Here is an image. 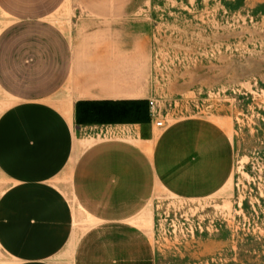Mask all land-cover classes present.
Listing matches in <instances>:
<instances>
[{"label": "crops", "instance_id": "0c3cea01", "mask_svg": "<svg viewBox=\"0 0 264 264\" xmlns=\"http://www.w3.org/2000/svg\"><path fill=\"white\" fill-rule=\"evenodd\" d=\"M65 1L0 0V93L11 102L0 113V260L156 264L135 217L156 191H219L232 142L204 117L155 132L146 39L108 16L91 47L72 42L52 19ZM65 87L68 112L53 102ZM88 129L102 137L85 144ZM65 171L66 189L56 181Z\"/></svg>", "mask_w": 264, "mask_h": 264}, {"label": "rangeland", "instance_id": "374dc122", "mask_svg": "<svg viewBox=\"0 0 264 264\" xmlns=\"http://www.w3.org/2000/svg\"><path fill=\"white\" fill-rule=\"evenodd\" d=\"M108 16L146 39L155 132L157 121L204 117L225 129L234 151L232 174L215 194L156 191L135 217L156 264H264V0H66L52 19L91 47ZM5 24L0 15V30ZM53 102L70 110L66 87ZM10 103L0 93V113ZM83 136L89 144L102 134ZM68 179L65 171L56 181L66 189Z\"/></svg>", "mask_w": 264, "mask_h": 264}, {"label": "built area", "instance_id": "2783aa9c", "mask_svg": "<svg viewBox=\"0 0 264 264\" xmlns=\"http://www.w3.org/2000/svg\"><path fill=\"white\" fill-rule=\"evenodd\" d=\"M152 104V103H151ZM156 125L158 126V127H163V122L162 121H157L156 122Z\"/></svg>", "mask_w": 264, "mask_h": 264}]
</instances>
